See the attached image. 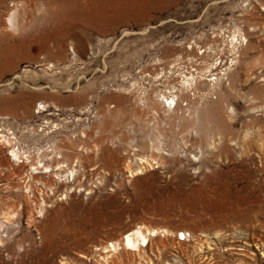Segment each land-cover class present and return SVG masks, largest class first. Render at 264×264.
Returning a JSON list of instances; mask_svg holds the SVG:
<instances>
[{
	"label": "rangeland",
	"instance_id": "374dc122",
	"mask_svg": "<svg viewBox=\"0 0 264 264\" xmlns=\"http://www.w3.org/2000/svg\"><path fill=\"white\" fill-rule=\"evenodd\" d=\"M0 70V264H264V0H0Z\"/></svg>",
	"mask_w": 264,
	"mask_h": 264
},
{
	"label": "bare ground",
	"instance_id": "6f19581e",
	"mask_svg": "<svg viewBox=\"0 0 264 264\" xmlns=\"http://www.w3.org/2000/svg\"><path fill=\"white\" fill-rule=\"evenodd\" d=\"M19 7V6H18ZM15 8L14 10H11L10 12H9V14H8V17H7V19H6V29H8V30H10V31H12V32H17L18 33V31L19 30H21V27H22V22L20 23V21H19V16L21 15H19V13L22 11L21 9L22 8ZM21 10V11H20ZM122 10V9H121ZM23 15V14H22ZM24 19V18H23ZM22 19V20H23ZM102 19V18H101ZM21 20V19H20ZM25 20H27V17H26V19ZM25 20H23L24 22H26ZM29 22V21H28ZM24 25V24H23ZM29 25V24H28ZM26 27V26H25ZM21 32V31H20ZM4 33V32H3ZM16 33V34H17ZM5 34H7V33H5ZM4 34V35H5ZM11 35V34H10ZM7 36H8V34H7ZM12 36V35H11ZM47 37V36H46ZM22 38V37H21ZM29 38V37H28ZM44 39V38H43ZM48 39V38H47ZM46 39V40H47ZM33 40V39H32ZM32 40H29V41H27V40H22L21 41V45H27L28 44V42L30 43H32L33 41ZM38 40V39H37ZM41 40H42V38H41ZM42 43V42H41ZM42 47V46H41ZM49 47H51V46H49ZM47 48V44H46V42L44 43V45H43V48H46L47 50H50V48ZM45 49V50H46ZM5 64V63H4ZM2 66V65H1ZM5 68V67H4ZM3 68V69H4ZM6 69V68H5ZM1 71V70H0ZM2 72V71H1ZM177 105V104H176ZM43 107H45V106H42V108ZM46 108V107H45ZM8 142H10V140L8 141ZM13 147V146H12ZM13 149V151L11 152V155L17 160V161H19L20 163L22 162V163H24L23 162V160L22 159H24V161H26L27 162V164H31L32 162H31V159H30V156L29 155H27V154H24V153H21V152H19L18 150H16V148H12ZM55 152V151H54ZM37 163H38V165L36 166V165H34L33 164V166L31 167V170H33L34 172L35 171H37V170H39V169H41V171H43V172H45V173H50V175H52V174H54V172L55 171H57V172H55L56 173V178L57 179H61V181H64L65 179H64V177H66V179H71V178H73V180L75 179V176H76V174H77V171L78 170H76V169H73V170H65L64 168L65 167H67L68 166V164L66 165V164H64V163H59V165L57 166V167H53V166H51V165H48V166H46L44 163H43V161L42 160H39V161H37ZM70 169V168H69ZM64 173H67V175L65 174L64 175ZM29 176H30V174H29ZM69 182V181H68ZM155 233V231H148L147 233H145L143 230H142V228H138V229H136V230H133L132 232H129L128 234H126V236H125V238H124V240H123V248H125L126 250H136V249H138L140 246H146V244L149 242V239H148V236H147V234H154ZM187 233V232H186ZM185 232H182V235L184 236V239H186L187 238V236H190V234H186ZM189 238V237H188ZM111 245V247L115 250V251H117L118 249H121L122 248V246H121V244L120 243H111L110 244ZM145 248V247H144ZM105 259V258H104Z\"/></svg>",
	"mask_w": 264,
	"mask_h": 264
},
{
	"label": "built area",
	"instance_id": "2783aa9c",
	"mask_svg": "<svg viewBox=\"0 0 264 264\" xmlns=\"http://www.w3.org/2000/svg\"><path fill=\"white\" fill-rule=\"evenodd\" d=\"M0 132H2V129H0ZM1 135L4 136V137H1L3 138V140L4 138H9V137H11L12 139L15 138L14 133H12V131H8L7 134H1ZM181 239H184V236L182 235V233H181Z\"/></svg>",
	"mask_w": 264,
	"mask_h": 264
}]
</instances>
